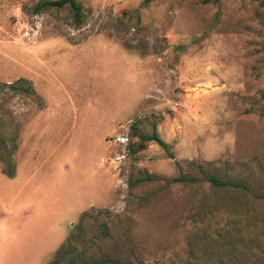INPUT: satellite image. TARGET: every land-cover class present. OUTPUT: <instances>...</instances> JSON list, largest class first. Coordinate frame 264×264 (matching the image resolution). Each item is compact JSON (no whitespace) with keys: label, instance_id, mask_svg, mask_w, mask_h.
Listing matches in <instances>:
<instances>
[{"label":"rangeland","instance_id":"obj_1","mask_svg":"<svg viewBox=\"0 0 264 264\" xmlns=\"http://www.w3.org/2000/svg\"><path fill=\"white\" fill-rule=\"evenodd\" d=\"M37 1L0 0V264H264V0Z\"/></svg>","mask_w":264,"mask_h":264},{"label":"trees","instance_id":"obj_2","mask_svg":"<svg viewBox=\"0 0 264 264\" xmlns=\"http://www.w3.org/2000/svg\"><path fill=\"white\" fill-rule=\"evenodd\" d=\"M151 1H154V0H142V2L144 4L149 3ZM48 7H56V8L67 7L72 23L75 26H77L82 22L83 16H82L81 5L76 0H38L36 3H34L32 5L31 13L32 14H38V13L44 11ZM11 87H13V85H11ZM0 89H1V86H0ZM24 89L27 91L30 90L29 87H25ZM137 135H138V141L136 143H133L132 152H136V151L143 149L145 143L148 141H154V142L158 143L159 145H161L162 147H165V145H166L157 135L153 125H152V131L150 134H144V133L139 132V133H137ZM151 177L152 176L150 174H145L143 176L134 178L132 183L134 184V183L142 181V180H148ZM176 179L184 180V179H181V177H177ZM206 179H208L210 184L215 186L217 189L218 188H224L226 185V181L216 179L212 176H208V177H206ZM191 181H193V180H191ZM233 186L236 188H240V189H242V187H243L241 184H237V182H234ZM239 191H242V190H239ZM223 208L226 209V211L228 213H231V214L232 213L235 214L238 211L237 206L233 207L232 210L228 209V206H223ZM230 229H232L234 231H238L237 227L236 228L230 227Z\"/></svg>","mask_w":264,"mask_h":264}]
</instances>
